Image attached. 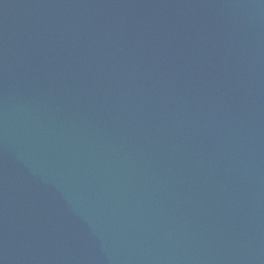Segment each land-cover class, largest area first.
I'll return each mask as SVG.
<instances>
[{
	"label": "water",
	"instance_id": "95a60500",
	"mask_svg": "<svg viewBox=\"0 0 264 264\" xmlns=\"http://www.w3.org/2000/svg\"><path fill=\"white\" fill-rule=\"evenodd\" d=\"M0 264H264V0H0Z\"/></svg>",
	"mask_w": 264,
	"mask_h": 264
}]
</instances>
